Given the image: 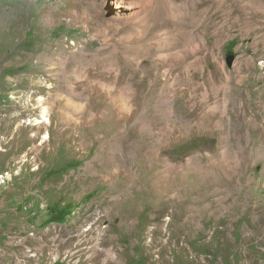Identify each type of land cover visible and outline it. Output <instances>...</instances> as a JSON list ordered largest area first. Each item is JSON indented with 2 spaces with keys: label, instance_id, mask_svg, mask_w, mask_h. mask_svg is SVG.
Returning a JSON list of instances; mask_svg holds the SVG:
<instances>
[{
  "label": "rangeland",
  "instance_id": "obj_1",
  "mask_svg": "<svg viewBox=\"0 0 264 264\" xmlns=\"http://www.w3.org/2000/svg\"><path fill=\"white\" fill-rule=\"evenodd\" d=\"M0 264H264V0H0Z\"/></svg>",
  "mask_w": 264,
  "mask_h": 264
}]
</instances>
